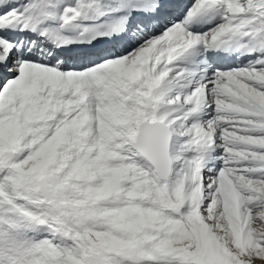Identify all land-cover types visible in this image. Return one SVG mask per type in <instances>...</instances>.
<instances>
[{"label":"snow or ice","instance_id":"6c2138e0","mask_svg":"<svg viewBox=\"0 0 264 264\" xmlns=\"http://www.w3.org/2000/svg\"><path fill=\"white\" fill-rule=\"evenodd\" d=\"M0 264H264V0H0Z\"/></svg>","mask_w":264,"mask_h":264}]
</instances>
